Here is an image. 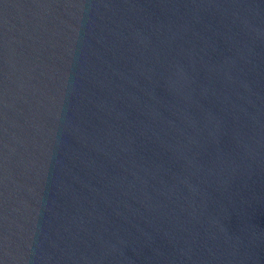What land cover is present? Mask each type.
<instances>
[{"label": "water", "instance_id": "obj_1", "mask_svg": "<svg viewBox=\"0 0 264 264\" xmlns=\"http://www.w3.org/2000/svg\"><path fill=\"white\" fill-rule=\"evenodd\" d=\"M0 264H264V0H0Z\"/></svg>", "mask_w": 264, "mask_h": 264}]
</instances>
